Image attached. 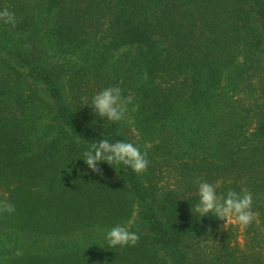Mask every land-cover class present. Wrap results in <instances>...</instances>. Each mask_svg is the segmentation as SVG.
<instances>
[{
  "label": "trees",
  "instance_id": "obj_1",
  "mask_svg": "<svg viewBox=\"0 0 264 264\" xmlns=\"http://www.w3.org/2000/svg\"><path fill=\"white\" fill-rule=\"evenodd\" d=\"M5 7L17 23L0 22V199L25 181L119 219L136 213L138 243L169 264H248L227 244L202 249L220 220L191 209L199 182H219L220 195L250 190L264 216V0H0ZM75 54L79 70L61 59ZM115 86L138 105L133 127L153 144L148 168L164 165L173 183L103 162L94 174L82 160L99 140L131 143L130 118L110 123L90 107ZM188 117L211 126L216 147L188 138ZM15 225L0 213V228ZM260 255L251 264H264Z\"/></svg>",
  "mask_w": 264,
  "mask_h": 264
},
{
  "label": "rangeland",
  "instance_id": "obj_2",
  "mask_svg": "<svg viewBox=\"0 0 264 264\" xmlns=\"http://www.w3.org/2000/svg\"><path fill=\"white\" fill-rule=\"evenodd\" d=\"M11 37L9 39L12 42L18 41V36ZM65 57L71 58L69 62L76 70L81 69L78 54L62 55L61 59ZM63 83L65 85L64 80ZM87 85L88 83L82 82L79 86L81 91L76 92L80 97L81 106H85L89 99ZM133 113L129 107L130 119L127 121V127L130 141L143 151L149 152L153 144H150V141L146 144L145 140L140 139V134L133 127ZM83 115L80 111L78 119L81 120ZM186 121V133L193 143L203 148L213 149L217 146L213 141L215 138L212 136L210 125L197 124L196 117H188ZM154 167L156 171L147 168L141 174L143 182L153 180L159 186L173 183L172 175L164 165ZM5 197L15 205V212L1 214L6 222L16 225L0 228V264H169L167 254L152 248L148 243H137L135 246L123 248L108 246L105 239L107 230L122 225L134 232L140 224L136 213H132L127 219H119L108 209L91 206L89 201L80 197L51 198L41 188L32 187L25 181L10 187ZM256 214L252 224L243 231L235 224L223 228L225 222L220 220L214 242H202L200 247L204 249L227 244L231 249L245 253L248 264H251L252 257L261 253L263 256H260L264 260V216L261 213ZM17 250H20L22 255L16 256Z\"/></svg>",
  "mask_w": 264,
  "mask_h": 264
},
{
  "label": "clouds",
  "instance_id": "obj_3",
  "mask_svg": "<svg viewBox=\"0 0 264 264\" xmlns=\"http://www.w3.org/2000/svg\"><path fill=\"white\" fill-rule=\"evenodd\" d=\"M0 22L15 28L17 20L14 12L7 7L0 9ZM132 104L131 97L122 95L120 87H107L96 93L91 101V108L95 114L107 122L116 123L128 119L129 105ZM138 110V105L132 111ZM147 148V146H145ZM147 151L141 152L140 148L133 143L126 141L110 142L107 139L92 143L89 150L83 153L84 163L94 173L102 175L98 165L103 162L116 166L130 168L135 174H142L148 168L146 159ZM217 184L205 181L198 183V203L191 212H195L199 218L209 214L217 220L224 221L223 228L229 224H235L241 231L247 229L254 219L256 213L252 210L253 195L250 190L244 188L241 192L229 190L226 194L217 193ZM15 212V205L7 200L0 199V213L12 214ZM105 239L111 248L135 246L139 242V235L129 230L127 226L116 225L107 230ZM16 256L22 255L20 250L15 252Z\"/></svg>",
  "mask_w": 264,
  "mask_h": 264
}]
</instances>
